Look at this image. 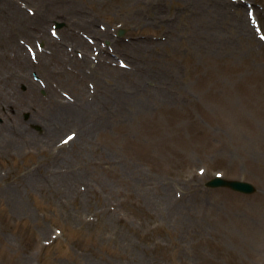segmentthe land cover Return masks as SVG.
Instances as JSON below:
<instances>
[{
    "label": "rangeland",
    "instance_id": "374dc122",
    "mask_svg": "<svg viewBox=\"0 0 264 264\" xmlns=\"http://www.w3.org/2000/svg\"><path fill=\"white\" fill-rule=\"evenodd\" d=\"M4 33L0 264H264V0H0Z\"/></svg>",
    "mask_w": 264,
    "mask_h": 264
},
{
    "label": "water",
    "instance_id": "95a60500",
    "mask_svg": "<svg viewBox=\"0 0 264 264\" xmlns=\"http://www.w3.org/2000/svg\"><path fill=\"white\" fill-rule=\"evenodd\" d=\"M58 26H62V24H59ZM207 185L211 187L229 186L236 191H241L244 193H254L257 189L256 186L251 182L248 183V181L239 179H225L218 175L209 180Z\"/></svg>",
    "mask_w": 264,
    "mask_h": 264
},
{
    "label": "bare ground",
    "instance_id": "6f19581e",
    "mask_svg": "<svg viewBox=\"0 0 264 264\" xmlns=\"http://www.w3.org/2000/svg\"><path fill=\"white\" fill-rule=\"evenodd\" d=\"M6 5H8V4H6ZM3 7V10H7V8L6 9H4L5 8V5H3L2 6ZM5 12V11H4ZM15 14H16V16H17V18L18 17H23L22 16V14H23V9H22V7H19V6H17V8H16V11H15ZM243 29H244V27H243ZM242 29V30H243ZM244 31V30H243ZM246 32V31H245ZM247 33V32H246ZM10 36H11V34L10 33H7L6 35H5V33L0 37V43L3 45V44H5V43H8L11 39H12V37L10 38Z\"/></svg>",
    "mask_w": 264,
    "mask_h": 264
},
{
    "label": "snow or ice",
    "instance_id": "6c2138e0",
    "mask_svg": "<svg viewBox=\"0 0 264 264\" xmlns=\"http://www.w3.org/2000/svg\"><path fill=\"white\" fill-rule=\"evenodd\" d=\"M69 139H71V137H69Z\"/></svg>",
    "mask_w": 264,
    "mask_h": 264
}]
</instances>
